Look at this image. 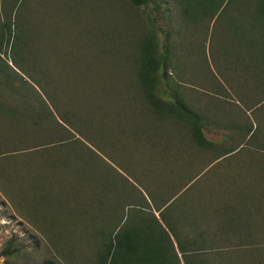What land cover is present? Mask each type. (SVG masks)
<instances>
[{
    "label": "rangeland",
    "instance_id": "rangeland-1",
    "mask_svg": "<svg viewBox=\"0 0 264 264\" xmlns=\"http://www.w3.org/2000/svg\"><path fill=\"white\" fill-rule=\"evenodd\" d=\"M20 2L28 5L29 0ZM31 3V9L34 10L31 12V19L27 20L26 17V21L31 23L27 28L24 53L26 62L32 63L34 69L41 72L42 83L30 84L37 88L35 90L39 99L50 106V111L58 122H53V126H65L62 116L65 113L71 115L70 112H74L76 107L86 108L87 103L90 106L88 113L98 116V119L104 117V130L100 133L102 137H97L91 128L89 116L82 120V126L88 129L81 131H89L86 136L71 130L62 132L65 139H80V142L94 151L99 148L96 145L104 144L103 154H99L111 169H105L101 163L103 175L100 172L95 177L103 186L99 185L98 201H94L95 204L100 202V208L96 204L94 212L109 213L116 205L117 208L123 205L125 208V205L147 203L148 208L152 203L151 196L169 195L165 188L170 183V179H166L170 172L175 176L184 175V181L195 178V175L197 177L198 174L183 173L189 167V158L175 157L181 151L202 149L191 139L190 127L156 115L140 89L134 90L136 99L129 101L128 89L124 84L137 80L135 71L140 65L139 48L148 36H154L158 40L160 52L168 51L171 67L168 73H173V80L180 82L183 65L191 70V74L194 71L197 74L206 58L210 61L215 52L221 53L234 45L237 48V39L232 38V30L237 29L234 26L235 17L228 16L229 12L223 17L221 10L217 8L205 5L195 7L193 0H146L139 7L132 5L129 0H30L29 4ZM210 12L214 14L213 17ZM228 17L230 23L226 25L224 22H228ZM6 49L3 46L1 56L4 61L10 69L26 77L19 69H15L11 54ZM117 76L122 78L119 85ZM42 86L50 94L48 97L40 90ZM94 93H99L101 97ZM51 95L55 99L52 101L56 103L57 110L51 108ZM114 110H117V115L113 113ZM8 122L10 120L6 121ZM96 122L100 124L97 120ZM12 125V130L3 131L5 135H0V158H6L9 162L8 165L0 163V175L3 177L1 181L9 189L16 182L30 185L29 182L36 180L44 183L46 193L52 195L41 199L40 194H33L31 190L22 194L25 200L16 202V197L9 191L7 195L10 198L0 191V251L7 240L15 236L21 240V244L28 247L31 256L29 264H40L47 259L61 264H94L96 250L91 247H95L96 240L92 236L86 241L76 239V243L65 244V241L68 242L67 232L43 235L39 225L32 224L18 213L20 207L29 205L33 209L34 202H46L47 210L51 213L60 211L53 215L57 216L72 209L74 201L92 202L91 196L96 195L95 189L91 188L94 187V184L91 185L93 175L90 174V181H86L87 184L82 187V178L87 180V176L75 174L68 165L61 172L54 170L55 168L47 169L48 174L44 176V180L37 181L39 176L42 177V163L35 161L36 147L49 146L54 141L61 140V136L55 128L47 127L45 131L41 128L42 134L33 136V131L37 130L33 126H25V122L18 120L8 128ZM93 137L94 140L89 141ZM67 142L65 153L61 151L60 155L70 164L73 160L71 152H76L79 144H71L70 140ZM13 144L19 150L17 153L13 151ZM250 148L251 151H264V146L261 147L258 143L246 144L243 151H249ZM18 155H22L23 159ZM159 156H165L164 161ZM47 157L43 158L50 160ZM170 158L172 159L169 160ZM229 162L230 167L224 170L217 167L210 169L208 173L199 175L195 183H191L183 199L187 202H199L192 207L203 209L189 210L193 216H186L184 219L196 223L200 215L201 224L206 216L215 217L216 209L225 203L232 212L245 219L247 233L210 234L213 236L212 242L208 240L206 245L202 241L193 249L209 257L211 264H264V154L252 159H231ZM20 163L23 167L19 166ZM3 165L6 174L2 172ZM198 170L201 168L190 167L192 172ZM118 180L119 183L116 182ZM69 202L72 204H68ZM229 206H225L227 209L224 211L220 210V214H234L228 212ZM105 217L101 223L107 224V228L119 223L115 215L108 217L106 214ZM68 218V227L71 226V229L75 225L74 219L72 216ZM39 223L42 226L45 219ZM54 228L62 229L59 226ZM186 228L188 233V227ZM88 230L95 232L94 228ZM188 236L196 237L192 232ZM202 236L205 239V235ZM86 243L87 248H83ZM201 252L199 255H203ZM0 264H3L2 260Z\"/></svg>",
    "mask_w": 264,
    "mask_h": 264
},
{
    "label": "trees",
    "instance_id": "trees-1",
    "mask_svg": "<svg viewBox=\"0 0 264 264\" xmlns=\"http://www.w3.org/2000/svg\"><path fill=\"white\" fill-rule=\"evenodd\" d=\"M129 1L132 5L139 7L144 5L146 0ZM193 1L195 7L201 5L203 7L207 6L209 8L222 10L220 13L223 17H225V10L230 7L255 8V19H258V23L264 22V0ZM29 3L28 5H25V3L23 5V2L21 3L20 0H0V135H5L2 133L3 131L8 132L9 129L12 130L13 125L9 128L8 126L13 124L15 120L23 121L25 122V126L29 125L28 127L33 126L37 129L33 131V136L35 134H42L40 132L41 128H43L44 131L47 127L55 128L58 130L57 134L61 136V140L54 141L49 146L40 145L36 147L35 154L37 155V160L35 161H41L42 163L40 167L42 177L39 176L37 181L44 180V176L48 174L46 172L47 169L53 170L55 168L54 170H60L59 172H61V170L67 169L69 165V167L75 171V174L87 176V180L82 178V187L90 181L88 179L90 174L93 175L94 179H92L91 185L94 184V187L91 186V188L95 189L94 193L96 195L91 196L90 199L92 202L83 200L78 201L77 199L78 202H73L74 206H72V209H67L65 213L58 214L57 216L53 215L60 211L51 213L47 210L48 203L45 205L46 202H34L33 209H31L29 205L20 207L18 208L19 215H21L22 218H26L32 224L35 223V225H39L40 232H43V235L57 234L62 231L67 232L66 239L68 242L65 241V244L71 245L74 242L76 243V239L86 241L92 236V239L96 240L94 243L95 247H91L96 250L94 253V264H211L209 257H205L203 252L195 250L193 247L202 241L207 245L208 240L212 242L213 236L211 237L210 234H206L204 239L200 234L193 238L189 237L187 234H179L176 230L174 231L172 227L166 224L165 216L167 207L162 209V207H165L164 205H166V202L162 204L160 208L156 209V211L159 212V218L152 213L150 206L146 208L148 205L147 203H145V205L137 204L136 206H132L133 204L125 205V208L124 205L121 208H117L116 205L112 209L113 211L109 213L105 211L101 212V214H99V212H94L96 204H98L100 208V202H96L95 204L94 201H98L99 188H101L99 185L103 186L102 183L96 181L95 177H98L101 173L103 175L102 170L104 168L100 169L101 163L104 165L105 169H111V166H109V164L104 161L105 159L102 155L99 154V152L102 153L104 144L100 143L96 145L99 148L97 151H94L80 142V139H65L62 132L71 130L82 136H86L89 131H81L82 129H88L82 126V120L85 119L86 116H89L91 128L96 132L97 137H102L100 133L104 128L102 123L104 117L98 119V116L94 117L93 114L88 113L90 106H88L87 103L86 108L84 106L82 108L76 107L74 112H70L71 115L65 113V116H62L61 112L60 115L63 118L61 120L64 122L65 126L60 124V127L53 126V122L57 121L50 111V106H46L43 100L39 99L40 97L35 90L37 88H34L30 84L31 82L38 85L37 82L42 83V80L41 72H37L33 65H31L32 63L26 62L24 53V44L27 40V28L31 23V21H26V17L27 20L31 19V12L34 10L31 9L32 3L31 5ZM210 13L211 17H213L214 14L212 15V12ZM23 21L25 24L22 25ZM3 46L7 48L6 51L10 52L15 69H19L26 77L21 76L12 68L13 72L11 71L9 65L1 56L3 53ZM139 49L140 65L135 71V78L137 80L136 82H129L127 85L124 84L125 88L128 89V100L134 101L136 99L134 90L140 89L150 108L156 115L160 118L187 124L190 127L191 139L199 146L207 145V141L199 126L197 113L193 112L183 100L179 90L180 84L173 80L168 73V70L171 69L169 66L170 55L168 51H159V43L154 36L146 37ZM116 80L118 81V85L121 84L120 81L122 78L117 76ZM171 80L173 83H171ZM42 88L40 87V90L48 97L49 93L46 92V87L42 86ZM94 94L98 95L99 93ZM98 96L101 97L100 94ZM50 100L51 108L57 110L56 103L52 101L55 100L52 95ZM92 108L94 109V105ZM113 113L117 115L118 112L114 110ZM122 117L124 118V116ZM7 120H10V122L6 123ZM96 120L100 123L99 125ZM125 120L127 122L130 121L127 119ZM52 136L54 135L52 134ZM69 140L71 144L77 143L79 145L76 149L77 153L74 151L71 152L73 154L72 163L67 164L64 157L60 154L61 151L65 153L64 150ZM93 140L94 137L89 139L91 142ZM14 146L13 144V151L17 153L16 151L19 150ZM69 149L70 147L67 152ZM22 153L24 152L22 151ZM3 155L5 154H1V156ZM22 155L18 156L23 159ZM46 156H48L47 158H50V160L43 158ZM60 157L61 160L59 161ZM159 157L161 161H164L163 158H165V156ZM171 159L172 158L169 160ZM1 162H3L4 165H8L9 163L6 158H0V163ZM4 165L2 167V172L5 173L6 169ZM19 166L23 167L21 163ZM114 172L117 174L116 171ZM2 179L3 177L0 175V191L4 195H7L9 191L11 195L16 197V200H14L16 202L23 199L25 200L26 198H23L22 194L24 192L29 193L31 190L33 194H40L39 198L41 199L43 197L49 198L52 195L46 193L44 183L36 182V180L33 181L36 183L32 181L29 182L31 183L30 185L25 184L26 182H16L12 188L8 189L1 181ZM116 182L119 183V180ZM175 193L176 190L173 192V195ZM7 197L10 198V195H7ZM152 203L156 205L155 202ZM68 204H72V202ZM135 208L137 209L133 210ZM104 214H107L108 217H113L115 215L119 223L112 228H107V224L104 225L101 223L103 218H106ZM68 216H72L74 219L73 224L75 225H73L71 229H69L71 226L68 227ZM43 219H45V224L41 226L39 221ZM41 223H43V221ZM57 226L62 227V229H55L54 227ZM88 228H94L95 232L93 233V231L88 230ZM84 235H86V237ZM69 237H71L70 241ZM83 248H87V243ZM80 251L82 250L80 249ZM200 252L203 253V255H199ZM30 259L31 256L28 247L21 244V240L17 239L15 236L7 240L0 251V260L3 261V264H29ZM40 264L61 263L47 259L40 262Z\"/></svg>",
    "mask_w": 264,
    "mask_h": 264
},
{
    "label": "crops",
    "instance_id": "crops-1",
    "mask_svg": "<svg viewBox=\"0 0 264 264\" xmlns=\"http://www.w3.org/2000/svg\"><path fill=\"white\" fill-rule=\"evenodd\" d=\"M254 11L255 8L247 7L227 8L225 15L229 12L228 16L235 17L234 26L237 29L232 30V38L237 39V48L234 45L221 53L210 55V61L206 58L197 74L196 71L191 74V70L183 65L180 82L177 80L181 96L189 108L197 113L199 126L207 141V145L200 146V150L181 151L175 155L182 159L189 158V167L183 173L198 174L197 177L195 175V178L184 181V175L182 178L170 172L166 178L170 179V183L165 188L169 195L151 196V202L156 203L150 205L154 215L159 218L156 209L166 202L165 207H162H167L166 224L179 234L188 235L192 232L197 237L200 234L247 233L245 219L232 212L225 203L223 205L229 206L228 212L234 214L221 215L220 210L227 209L221 205L216 209L215 217L206 216L201 224L200 215L199 223L185 220L186 216H193L190 211L203 208L192 207L199 202H187L183 195L191 183L198 180L199 175L208 173L210 169L217 167L224 170L230 167L231 159H252L264 154V151H251V148V153L243 151L248 143L264 146V22L258 23ZM230 17L226 19L228 22H224L226 25L230 23ZM190 167H200L201 170L192 172Z\"/></svg>",
    "mask_w": 264,
    "mask_h": 264
}]
</instances>
